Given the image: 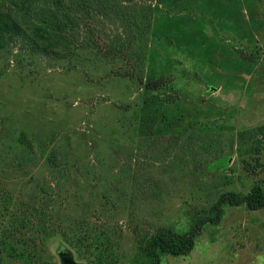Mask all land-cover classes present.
Wrapping results in <instances>:
<instances>
[{"label":"rangeland","instance_id":"rangeland-1","mask_svg":"<svg viewBox=\"0 0 264 264\" xmlns=\"http://www.w3.org/2000/svg\"><path fill=\"white\" fill-rule=\"evenodd\" d=\"M118 1L95 45H80L82 26L71 53L39 52L28 29L0 50V236L36 239L39 264H60L77 218L116 228L118 264H148L145 237L188 232L221 194L264 187V0ZM162 75L171 89L147 102L139 76ZM43 191L63 229L11 233ZM162 264H264V209L228 207Z\"/></svg>","mask_w":264,"mask_h":264},{"label":"trees","instance_id":"trees-1","mask_svg":"<svg viewBox=\"0 0 264 264\" xmlns=\"http://www.w3.org/2000/svg\"><path fill=\"white\" fill-rule=\"evenodd\" d=\"M6 2L0 3V50L6 49L13 38L26 36L28 29L32 32L34 45L38 51L47 56L61 55L63 48L71 53L72 43L80 36L82 26L89 38L85 44L80 45H95L94 22H100V15L107 12L110 14L111 11L112 18L116 19L120 7L118 0H6ZM138 79L144 85L147 102V99L150 101L151 97H155L154 93L171 89L173 83L170 76L163 75L145 79L139 76ZM23 140L24 138L21 139L22 143ZM49 160L54 167H59L55 159L51 157ZM220 166L215 163L212 172L217 173L222 168ZM45 195L46 191H43L39 200L34 201L33 205L26 206L20 225L13 227L11 233L34 230L40 236L39 240L44 241L47 235L53 237L56 232L50 227L63 229L62 223L51 226L52 222L56 221L53 218L57 219V214L50 211L52 200ZM110 204L107 199L104 206ZM228 207H245L250 211L264 209V187L255 185L248 194L236 192L221 194L205 215L195 219L188 232L179 233L163 228L152 236L145 237L140 247L142 258L148 264H162L165 256L190 255L205 228L219 226L222 223ZM28 212L36 218L29 217ZM65 226L69 229L62 230L60 235L62 243L80 259L89 257L92 264L119 263L120 255L117 252L119 237L116 228L105 224L93 225L87 218L72 219ZM12 237L13 234L0 236V264H10L7 258L21 260L25 264H39L36 256L32 254L37 244L36 239L27 240L25 246L20 249L16 242L11 240ZM31 242L33 244L30 245Z\"/></svg>","mask_w":264,"mask_h":264},{"label":"water","instance_id":"water-1","mask_svg":"<svg viewBox=\"0 0 264 264\" xmlns=\"http://www.w3.org/2000/svg\"><path fill=\"white\" fill-rule=\"evenodd\" d=\"M57 256L59 258L60 264H86L84 262L77 261L74 252L68 249L65 244H61Z\"/></svg>","mask_w":264,"mask_h":264}]
</instances>
